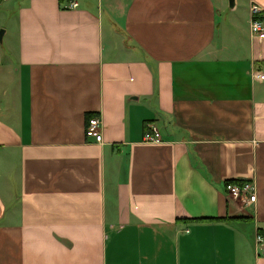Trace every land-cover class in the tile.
Segmentation results:
<instances>
[{
    "label": "crops",
    "instance_id": "1",
    "mask_svg": "<svg viewBox=\"0 0 264 264\" xmlns=\"http://www.w3.org/2000/svg\"><path fill=\"white\" fill-rule=\"evenodd\" d=\"M69 1L0 0V264H264V0Z\"/></svg>",
    "mask_w": 264,
    "mask_h": 264
},
{
    "label": "built area",
    "instance_id": "2",
    "mask_svg": "<svg viewBox=\"0 0 264 264\" xmlns=\"http://www.w3.org/2000/svg\"><path fill=\"white\" fill-rule=\"evenodd\" d=\"M77 1H69V6H76ZM259 7L250 2L249 4V33L250 36L264 37V25L262 20L256 15L259 11ZM253 77L264 78L263 73H253ZM85 135L93 137L97 141L102 140L101 133V118L97 114H93L87 117L84 127ZM145 140L148 141H159V132L153 131L152 133L145 134ZM225 191L227 196L236 201L237 203H251L256 199L255 184L253 180H243V181H226L224 183ZM255 248L257 251H264V234L260 229H256L254 237Z\"/></svg>",
    "mask_w": 264,
    "mask_h": 264
},
{
    "label": "water",
    "instance_id": "3",
    "mask_svg": "<svg viewBox=\"0 0 264 264\" xmlns=\"http://www.w3.org/2000/svg\"><path fill=\"white\" fill-rule=\"evenodd\" d=\"M228 2H229V4H230V6H232L233 3H234V0H228ZM2 32H3V30L0 29V37H1V35H2Z\"/></svg>",
    "mask_w": 264,
    "mask_h": 264
},
{
    "label": "trees",
    "instance_id": "4",
    "mask_svg": "<svg viewBox=\"0 0 264 264\" xmlns=\"http://www.w3.org/2000/svg\"><path fill=\"white\" fill-rule=\"evenodd\" d=\"M226 181H242V180L226 179L225 182H226Z\"/></svg>",
    "mask_w": 264,
    "mask_h": 264
}]
</instances>
